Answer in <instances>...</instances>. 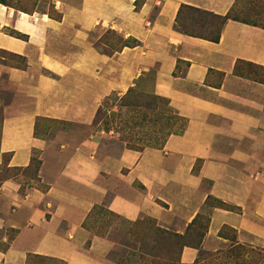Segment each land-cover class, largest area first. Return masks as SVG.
<instances>
[{"label": "crops", "instance_id": "obj_1", "mask_svg": "<svg viewBox=\"0 0 264 264\" xmlns=\"http://www.w3.org/2000/svg\"><path fill=\"white\" fill-rule=\"evenodd\" d=\"M10 1L0 2V51L25 67L0 63L13 92L0 132V174L10 171L0 176V264H119L112 241L85 226L99 207L178 234L203 215L201 249L184 247L185 264L219 251L227 228L264 248V82L235 73L264 68V28L228 20L218 42L176 28L183 6L225 16L237 0H48L57 16L42 0ZM109 31L128 43L109 46ZM150 72L152 93L187 122L161 147L110 153L98 133L41 130L94 128L103 102ZM34 162L36 175L19 173Z\"/></svg>", "mask_w": 264, "mask_h": 264}, {"label": "rangeland", "instance_id": "obj_2", "mask_svg": "<svg viewBox=\"0 0 264 264\" xmlns=\"http://www.w3.org/2000/svg\"><path fill=\"white\" fill-rule=\"evenodd\" d=\"M10 3L26 9H33L35 6L34 0H15ZM42 6L57 16L48 0H42L40 9ZM232 9V15L238 20L264 27V0H237ZM216 20L214 16L206 13L183 9L178 24L188 27L192 32L208 36L220 30L222 23ZM101 40L114 48L123 43L120 37L111 31L106 32ZM0 63L25 67L23 60L2 51ZM235 73L264 82V69L247 63H239ZM153 79L154 74L150 72L124 96L113 95L105 100L97 114L94 128L43 122L41 130L53 132L63 128L76 134L78 138L98 133L103 150L110 153H118L123 149L141 151L147 147H161L169 135L181 133L185 121L172 109L167 99L152 93ZM219 80V77L215 78L216 82ZM12 93L6 78H0V132L4 116L3 107L12 99ZM37 169L38 164L34 162L30 169L19 173L34 176ZM5 173L10 174V171L4 169L0 176ZM210 203L211 206L215 205L214 201ZM206 221L203 217L185 234H178L159 227L149 218L129 223L109 213L104 207H99L93 211L85 226L95 234L103 235L112 241L113 248L109 258L116 263L185 264L181 261V252L184 247L201 249ZM220 235L226 240L224 246L217 252L200 250L198 259L192 264H264V248L237 242L234 231L228 228L222 230ZM29 264L61 263L33 256L29 259Z\"/></svg>", "mask_w": 264, "mask_h": 264}, {"label": "trees", "instance_id": "obj_3", "mask_svg": "<svg viewBox=\"0 0 264 264\" xmlns=\"http://www.w3.org/2000/svg\"><path fill=\"white\" fill-rule=\"evenodd\" d=\"M0 2L1 3H4L5 2V0H0ZM139 4H140V1H137L136 2V6L138 7L139 6ZM186 10V11H190V12H198V13H201V14H203V13H206V14H208V15H211V16H214V18H216L217 20L216 21H220L221 23H222V26H221V28H220V30H218V32L216 33V34H214V35H212L213 33H210L208 36H205V35H202V34H199V33H195V32H192L191 30H189L188 29V27H186V26H181V25H179L178 23H179V17H180V15H181V13H182V10ZM232 13H233V9H231L230 10V12L228 13V14H226L225 16H218V15H215V14H213V13H210V12H205V11H202V10H199V9H196V8H193V7H190V6H183L182 8H181V10L179 11V17H178V19H177V24H176V28L179 30V31H181L182 33H184V34H187V35H189V36H193V37H198V38H202V39H206V40H210V41H212V42H218L219 41V39H220V36H221V31H222V29H223V27H224V25H225V23L228 21V20H235V21H240V22H243V23H247V24H251V23H248V22H246V21H243V20H238L237 19V17L236 16H233L232 15ZM252 25H254V24H252ZM255 26H259V25H255ZM260 27H262V26H260ZM262 28H264V27H262ZM112 33H114V34H116L114 31H111ZM117 35V34H116ZM120 40L122 41V39L120 38ZM123 43H121V44H127L128 43V41H122ZM134 42V41H133ZM135 43V42H134ZM14 57H17V58H19V59H21V60H23L24 61V59L21 57V56H17V55H13ZM24 63H25V61H24ZM249 65H251V64H249ZM253 66V65H252ZM237 68V67H236ZM236 68H235V70H236ZM259 68H261V67H259ZM264 69V68H263ZM159 98H161V97H159ZM180 117V116H179ZM182 120H184L185 121V125L183 126V128L181 129V133L185 130V128H186V125H187V122H186V120L184 119V118H182V117H180ZM170 136V135H169ZM220 204H222L223 205V203H221L220 202ZM109 212V211H108ZM109 213H111V212H109ZM111 214H113V213H111ZM204 216L203 215H199V216H197V219L193 222V226L198 222V220L199 219H202ZM206 229H207V226L205 227V231H206ZM204 235H205V233L202 235V238L204 237ZM179 238V237H178ZM202 238H201V240H202ZM201 242V241H200ZM199 242V243H200ZM199 243L198 244H196V246L198 247L199 246Z\"/></svg>", "mask_w": 264, "mask_h": 264}]
</instances>
